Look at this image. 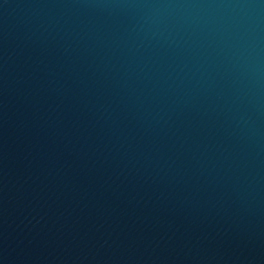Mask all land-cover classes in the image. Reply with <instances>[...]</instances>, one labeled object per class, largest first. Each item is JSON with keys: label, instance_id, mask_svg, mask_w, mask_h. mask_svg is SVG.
Instances as JSON below:
<instances>
[{"label": "water", "instance_id": "1", "mask_svg": "<svg viewBox=\"0 0 264 264\" xmlns=\"http://www.w3.org/2000/svg\"><path fill=\"white\" fill-rule=\"evenodd\" d=\"M0 264H264V0H0Z\"/></svg>", "mask_w": 264, "mask_h": 264}]
</instances>
